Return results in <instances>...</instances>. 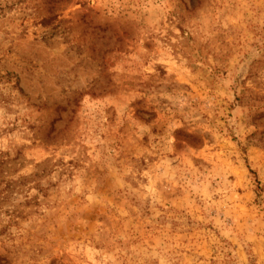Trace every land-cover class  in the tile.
Listing matches in <instances>:
<instances>
[{
  "label": "rangeland",
  "instance_id": "374dc122",
  "mask_svg": "<svg viewBox=\"0 0 264 264\" xmlns=\"http://www.w3.org/2000/svg\"><path fill=\"white\" fill-rule=\"evenodd\" d=\"M0 264H264V0H0Z\"/></svg>",
  "mask_w": 264,
  "mask_h": 264
}]
</instances>
